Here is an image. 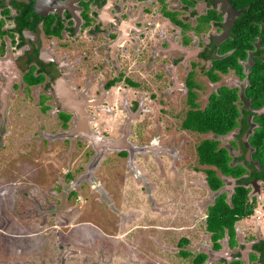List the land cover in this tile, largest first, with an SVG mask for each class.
<instances>
[{
	"label": "flooded vegetation",
	"instance_id": "obj_1",
	"mask_svg": "<svg viewBox=\"0 0 264 264\" xmlns=\"http://www.w3.org/2000/svg\"><path fill=\"white\" fill-rule=\"evenodd\" d=\"M226 1L236 14L223 35L227 16L219 0H0V139L4 132L10 133L5 130L9 118L23 116L11 108L19 95L24 101H32L37 112L38 128L36 135L31 134L33 141L44 143L55 138L66 141V146L83 144L87 151L92 145L90 136L119 141L121 145L115 157H125L127 164L133 162L135 153L149 152L156 157L167 153L169 150L160 142L163 137L152 138L144 151L129 147L126 142L130 132L136 136L132 131L136 122L147 116L154 120L161 111L169 117L167 112L175 108L176 95L183 92L186 109L179 128L190 132L180 127L186 113L202 111L210 95L216 94L219 87H226L218 86L209 92L201 107L197 95L206 84L194 80L197 71L203 75L200 81L210 86L231 71L236 80L245 82L244 89L257 52L264 61L261 44L264 25L256 23L261 37H254L250 43L253 48L246 50V59L238 60L245 77L241 79L228 69L226 74L212 71L218 80H210L212 60L223 57L218 55V47L230 39V29L240 15V10H235L230 0ZM172 37L177 42H171ZM191 43H194L192 50ZM232 52L233 49L229 50L227 55ZM188 93L193 95L192 105L188 104ZM237 96L240 97L238 90ZM240 102L243 105L238 110L251 112L245 119L246 128L237 137L240 115L239 126L229 133L233 139L229 141L232 154L224 149L231 159L230 167L242 166L246 174L241 178L247 179L250 168L244 163L254 167L257 173L261 171L257 161L251 159L254 150L247 140L258 127L253 116L264 114V107L254 111L238 99L237 104ZM42 119H49L52 124L42 123ZM236 150L240 153L236 154ZM95 165L96 161L85 171ZM71 178L69 172L63 176L68 183ZM84 179L79 176L75 184ZM223 179H229L232 191L236 180ZM259 182L264 184V179H254L244 187L249 190ZM255 232L245 238L234 228L230 263L244 264L245 257L246 264H260L264 232L259 224L255 225Z\"/></svg>",
	"mask_w": 264,
	"mask_h": 264
},
{
	"label": "rangeland",
	"instance_id": "obj_2",
	"mask_svg": "<svg viewBox=\"0 0 264 264\" xmlns=\"http://www.w3.org/2000/svg\"><path fill=\"white\" fill-rule=\"evenodd\" d=\"M196 76L198 84H206L197 95L201 107L218 86L235 87L238 95L245 86L231 71L213 86L200 81L198 71ZM174 101L169 117L161 111L154 120L147 116L136 122V136L130 132L126 142L136 151L163 137L160 142L169 153H135L127 164L125 157H115L118 149H104L87 173L95 162L93 146L87 151L83 144L66 146L55 138L33 141L36 109L32 101L16 96L11 108L23 116L9 118L5 130L10 133L0 139V264H191L198 253L207 256L208 264H225L221 258L212 260L204 218L215 194L232 192L229 179H223L217 193L207 189L205 167L197 164L194 149L199 141L215 138L181 131L183 92ZM216 139L232 154L230 134ZM66 172L73 175L69 183L63 179ZM79 176L85 179L75 184ZM248 198L254 200L252 214L234 224L245 238L256 233L258 224L264 232V184L249 188ZM180 239L187 244L180 247ZM180 250L189 256L181 257Z\"/></svg>",
	"mask_w": 264,
	"mask_h": 264
},
{
	"label": "trees",
	"instance_id": "obj_3",
	"mask_svg": "<svg viewBox=\"0 0 264 264\" xmlns=\"http://www.w3.org/2000/svg\"><path fill=\"white\" fill-rule=\"evenodd\" d=\"M235 10H240V15L235 19L230 29V39L223 42L217 50L220 59L212 60L210 69V80L215 82L218 76L212 71L220 74H226L228 69L234 71L239 78H244L242 68L238 60L246 59V50L253 47L250 45L254 37H261L259 28L256 25H264V0H230ZM250 22H254L250 25ZM264 41V35H263ZM264 46V42H261ZM233 49L230 55L229 50ZM253 58V62L246 75L247 86L243 89L242 94L237 96V89H228L219 87L216 94L210 95L208 104L202 111H188L181 122L180 127L190 132L199 134L211 133L216 137H225L239 126L237 119L242 115L239 137L246 128L245 119L249 113L244 109L238 110L237 101L248 103L251 110H258L264 107V61L258 57ZM193 95L188 93V104L192 105ZM253 121L258 125L253 134L248 138L247 143L254 151L251 159L257 161L258 168L261 170L257 173L254 167L244 163L250 168L248 178H241L246 174L242 166L230 167V157L224 148L218 147L217 140L207 139L201 141L195 148L197 163L201 166L210 167L204 169V181L211 192H216L224 186L222 178H232L236 180L232 188L230 197L222 192L215 196L211 205L206 208L204 218L205 231L209 234L211 250L218 251L221 249L220 242L226 239L227 247L234 243V224L241 219L249 217L253 212L254 200L248 198V188L244 185L254 179H264V114L254 115ZM245 150L242 149V152ZM216 169L218 174L212 169ZM229 183H227L228 185ZM187 244L186 239H180V247ZM260 264H264V241L260 244ZM183 258L189 256L188 252L179 251ZM207 256L204 253L196 254L190 261L191 264H204ZM254 259V258H253ZM225 264H242L239 261ZM219 264V263H211Z\"/></svg>",
	"mask_w": 264,
	"mask_h": 264
},
{
	"label": "water",
	"instance_id": "obj_4",
	"mask_svg": "<svg viewBox=\"0 0 264 264\" xmlns=\"http://www.w3.org/2000/svg\"><path fill=\"white\" fill-rule=\"evenodd\" d=\"M219 1L222 4L223 12H225L226 13V16H227L226 23L223 25V28H224L223 35H226L225 33H227L228 27L232 24V21L234 19V15L236 14V12H234L229 7V5L227 4V1L226 0H219ZM90 138H91V142H92V145L94 147V150L96 152L95 158H94L93 161H97L101 157V154H102V151H103L104 148L114 150V149H119V147L121 145L119 143V141L102 140L100 138L91 137V136H90ZM146 149L147 148L143 147L141 149H136V151H144ZM218 191H216L214 193H217ZM219 194L220 193H217V194H215V196H217ZM229 197H230V194L227 195V198H229ZM222 243H223V247H224L223 249H220V250L215 251V252L211 250L212 251L211 252L212 260H218V259L221 258V259H224L226 262H229L230 261V256H228L226 254V250L228 249L227 244H226V239H223L222 240ZM244 260H245L244 261V264H246V258L245 257H244ZM206 262L207 261H205V264H208V262L207 263Z\"/></svg>",
	"mask_w": 264,
	"mask_h": 264
}]
</instances>
